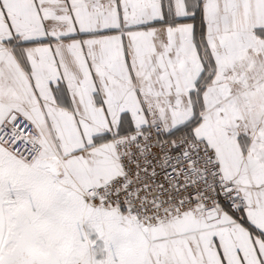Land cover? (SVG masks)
Here are the masks:
<instances>
[{
  "label": "snow or ice",
  "instance_id": "snow-or-ice-1",
  "mask_svg": "<svg viewBox=\"0 0 264 264\" xmlns=\"http://www.w3.org/2000/svg\"><path fill=\"white\" fill-rule=\"evenodd\" d=\"M0 264H264V0H0Z\"/></svg>",
  "mask_w": 264,
  "mask_h": 264
}]
</instances>
